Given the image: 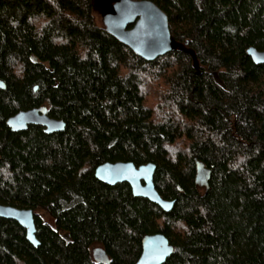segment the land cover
I'll use <instances>...</instances> for the list:
<instances>
[{
	"label": "trees",
	"instance_id": "1",
	"mask_svg": "<svg viewBox=\"0 0 264 264\" xmlns=\"http://www.w3.org/2000/svg\"><path fill=\"white\" fill-rule=\"evenodd\" d=\"M195 51L149 61L98 23L93 0H0V204L35 214V246L0 217V264H135L143 237L174 246L164 264H264V0H152ZM47 106L66 122L14 132ZM196 159L210 169L196 182ZM157 165L171 211L109 185L104 162Z\"/></svg>",
	"mask_w": 264,
	"mask_h": 264
},
{
	"label": "water",
	"instance_id": "2",
	"mask_svg": "<svg viewBox=\"0 0 264 264\" xmlns=\"http://www.w3.org/2000/svg\"><path fill=\"white\" fill-rule=\"evenodd\" d=\"M94 10L102 15L103 27L116 39L130 47L137 55L152 61L168 52L180 50L190 54L194 66L200 72L199 60L194 50L178 41L171 33L168 14L152 0H93ZM248 54L255 63L264 64V50L248 48ZM0 88L6 84L0 80ZM12 131H24L36 124L45 128L46 133L64 131L66 122L51 117L47 106L21 110L7 121ZM157 165L149 162L137 166L131 161L104 162L97 166L96 177L109 185L129 183L137 197H144L158 204L165 211H171L174 200L165 199L155 185ZM196 182L200 187L208 185L211 171L206 164L196 159ZM34 209H20L0 204V217L19 222L27 231L28 240L35 246L40 244L36 236ZM143 251L135 264H164L174 253V246L163 233L147 234L142 240ZM94 259L110 264L108 252L103 246L93 248Z\"/></svg>",
	"mask_w": 264,
	"mask_h": 264
},
{
	"label": "rangeland",
	"instance_id": "3",
	"mask_svg": "<svg viewBox=\"0 0 264 264\" xmlns=\"http://www.w3.org/2000/svg\"><path fill=\"white\" fill-rule=\"evenodd\" d=\"M95 13H96V16H97L98 23L103 26L102 15L98 11H96ZM35 212L37 214L41 215L42 217H44L45 219H49L50 218V216L48 215L47 210L44 207L37 208L35 210Z\"/></svg>",
	"mask_w": 264,
	"mask_h": 264
}]
</instances>
